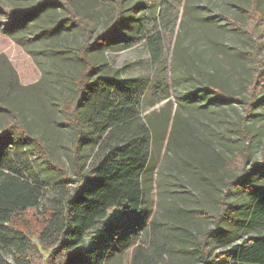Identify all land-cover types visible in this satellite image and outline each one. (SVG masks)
<instances>
[{
    "label": "rangeland",
    "instance_id": "obj_1",
    "mask_svg": "<svg viewBox=\"0 0 264 264\" xmlns=\"http://www.w3.org/2000/svg\"><path fill=\"white\" fill-rule=\"evenodd\" d=\"M36 1L0 0V6L25 8ZM249 2L72 0L76 13L89 21L94 34L111 21L116 3L121 6L123 20L115 36L108 45L99 44L87 52L86 58L98 68L97 75L106 78L107 86L119 81L110 90L113 100L139 99L140 120L150 131L149 165L142 177L147 206L118 238L120 249L109 255L106 264H198L196 236L216 227L212 215L219 214L223 200L237 210L236 223L224 221L221 234L209 239L206 249L211 253L231 249L261 233L255 226L237 224L257 199V190L247 194L237 189L226 195L225 188L238 173L233 159L248 141L251 160L259 163L264 157V88L251 118L245 119L242 103L251 80L254 49L243 30L247 14L241 9ZM258 9L264 13V0H258ZM5 18L0 15V103L16 114L31 136L41 140L64 175L75 179V131L62 124L66 116L59 104L75 97L74 81L84 70L78 58L84 33L52 3L43 4L11 27L3 23ZM151 33L157 34L151 38ZM142 34L152 44L159 37L157 63L152 61L148 37L139 41ZM133 39L139 41L137 45L123 49ZM205 86L241 100L228 103L206 89L197 92ZM88 95L94 93L88 91ZM8 119L0 107V138ZM242 122L248 141L242 135ZM38 151L23 140L20 130L11 136L7 149L0 151L32 183L44 186L39 211L28 210L14 221L32 241L52 199L61 189L71 191L76 185L74 181L59 184V173L45 164ZM95 154L91 144L80 150L84 170L95 161ZM260 177L255 172L249 179L258 189ZM93 237L86 239L85 248ZM1 259L2 264H18L7 249Z\"/></svg>",
    "mask_w": 264,
    "mask_h": 264
},
{
    "label": "trees",
    "instance_id": "obj_2",
    "mask_svg": "<svg viewBox=\"0 0 264 264\" xmlns=\"http://www.w3.org/2000/svg\"><path fill=\"white\" fill-rule=\"evenodd\" d=\"M51 3L61 8L65 19L73 26H79L84 33L78 56L84 70L74 81L75 97L59 104L60 112L66 116L62 124L75 131L74 160L77 177H66L50 160L41 140L31 136L17 121L16 114L2 103L0 107L8 113L9 119L5 124L4 137L0 138V151L7 149L11 136L20 130L23 140L37 147L38 156L43 158L49 168L59 173V184L74 181L76 185L71 191L61 189L60 194L52 199V207L45 212L46 220L32 241L22 229L15 226L14 221L28 210L39 211L44 186L32 183L5 156H0V264L1 253L6 249L13 253L18 264H106L109 255L120 249L118 238L144 214L147 206L142 177L149 165L150 131L140 120L139 99L123 97L119 101L113 100L110 90L119 81L114 79L116 81L113 85L107 86L104 82L106 78L97 75L98 68L86 58L87 52L99 44L108 45L109 40L115 36L123 20L121 6L116 3L111 21L99 34H94L87 19L78 16L72 0H37L25 8L0 6V15L6 17L3 23L11 27L36 13L43 4ZM241 11L247 14L243 30L251 38L254 47L250 65L251 80L246 87L245 100H242L247 119L252 117L260 105V94L264 88V13L258 9V0H250L248 7ZM226 19L235 28L238 27L231 19ZM156 34L151 33V38ZM146 37L152 61L157 63L160 60L159 37L152 44L151 38L142 34L139 41ZM137 43L133 39L123 49H129ZM205 89L223 102L235 103L241 100L217 88L205 86L197 92L201 93ZM88 91L94 93V96H87ZM245 128L241 131L248 141ZM88 144L96 149L95 161L84 170L80 150ZM241 150L233 159L240 175L237 173L228 180L225 185L226 195L237 189L247 194L257 190V199L253 200L249 212L240 215L237 224L240 226L239 223L243 222L245 226H255L261 229V233L231 249L214 253L206 249L209 239L221 234V224L224 221L234 224L236 217H233L238 215L235 207L223 200L219 214L212 215L216 227L196 236L194 253L198 264H264V157L259 163L251 160L249 141ZM255 172L261 176L259 189L249 180ZM232 210H236V213L233 214ZM91 234H94L91 245L85 248V241ZM80 247L83 249L79 250ZM41 250L44 252L41 253Z\"/></svg>",
    "mask_w": 264,
    "mask_h": 264
}]
</instances>
